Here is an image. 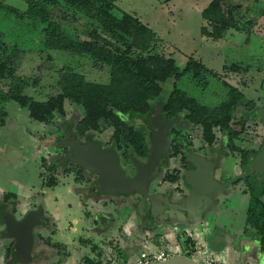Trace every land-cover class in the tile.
I'll return each mask as SVG.
<instances>
[{"label":"rangeland","instance_id":"1","mask_svg":"<svg viewBox=\"0 0 264 264\" xmlns=\"http://www.w3.org/2000/svg\"><path fill=\"white\" fill-rule=\"evenodd\" d=\"M211 1L112 0L110 5L107 6L112 9L116 16H120L123 12L135 15L142 23L153 30L160 43L157 51L174 59L180 71L183 70L187 59L193 57L199 60L207 69L216 72V77L203 76L201 81L195 80L189 73L181 75L176 80V87L188 97L208 107H215L227 98L228 86H234L243 93L245 98L255 101L258 106H264V0H227L229 6L235 8L234 13L237 17H241L240 21L254 18L262 10L261 17L253 31L229 29L218 40L205 37L200 33V28L204 24L202 11ZM0 2L19 11L26 8L24 0H0ZM62 25L74 36H84L79 23L71 25L64 22ZM41 28L42 25L36 24L28 18H21L11 11L0 9V41L5 42L10 50L14 49V46L17 47L14 49L17 55L16 74L36 82L34 87L25 89L24 93L32 96L37 101H45L48 97L57 93L59 91L57 84L58 69L66 64L78 66L76 69L83 73L88 80L108 81L107 67L105 69L94 68L88 61L63 50L42 51L43 33ZM47 54H50V60L47 59ZM233 65H239V70L230 69ZM2 82H0V92L3 89ZM164 86L171 88L168 83ZM65 108L78 116L82 113L80 107L74 104L70 106L67 101ZM3 111L5 112L3 116L4 123H0V200L3 199L4 194H10L11 197L15 195L14 204L15 206L17 204V207H14L16 209L15 215L20 218L29 207L38 204L41 199L39 193H42L45 189L44 177L54 173L52 170H46L45 167L57 158L58 148L51 143L49 144V142H52L56 138L55 134L59 132L50 126L31 121L27 109L19 106L13 100L6 102L0 100V114ZM231 124L234 129L242 132L236 140L237 145L258 147L263 140L264 125H255L252 122L243 123L239 118L233 119ZM190 131V139L197 144L201 143L199 130L193 128ZM110 132L109 129L104 130L99 134V139L106 140ZM187 140L185 139L189 144ZM48 153L52 155L47 156ZM42 157H46L45 160ZM223 162L224 169L217 176L232 177L242 171L231 158L223 160ZM42 174L43 177H41ZM57 176L60 178L58 170ZM258 181L264 182V175H253L247 182L255 184ZM62 184L55 186L52 191L53 196L56 195L60 203L56 204L58 201L53 198L55 202L52 204V198L49 195H46L48 199L43 203L49 220L46 224L48 228H43L40 232L46 236L48 244H55L56 241L64 237L66 226L71 222L72 217L84 218V211H89L90 215L83 223L89 227V232L86 234L90 236L89 240H92L103 251L112 250L111 253L114 255L113 251L117 249L115 245H120L123 241H125V245L127 242V245H132L130 240L133 237L139 245L144 242L141 237L134 236L138 232V230L135 231L136 228H139L135 223V221H138L134 218L135 205L132 204L133 202L121 198L117 204L112 203L110 205L107 203V206L103 207L99 201L89 199L82 193L78 197L77 193L83 187L82 189L75 188V184L68 183V180L63 181ZM246 187L244 180L232 184L224 205L221 204L219 208L205 213L202 220L193 223L191 226L185 224V231L191 234L195 241V252L190 253L191 250L185 245L184 230L180 228L182 225L176 226V230L180 233L178 237L181 238L182 249L180 252L182 254L189 253L192 258L201 263H204L205 257L221 261L220 259L223 258L207 248L209 245L205 240L206 234L214 226H220L222 230L228 231L230 242L232 241V245L237 249L239 248V250L243 239L246 242L250 236L256 238V231L250 223H247V220L258 221L261 218L256 214L247 217L250 196L249 193L246 197L244 196ZM258 190H261V188ZM104 198L106 197H99L101 200ZM83 200L88 201V204L84 207L81 204ZM262 200L264 201V196ZM9 206H12V204H9ZM100 214L112 218L106 232L98 231L95 229L97 227L94 228L91 225L92 221L94 222V219H97ZM101 218V224H103L105 217ZM208 221L213 223L212 227L207 225ZM125 223L127 224L123 229ZM139 223L143 222L140 221ZM2 227L0 224V231ZM165 228L160 231L162 236L168 234L169 237H172L170 231L165 230ZM125 230L131 231V234H127ZM139 232L144 233L142 230H139ZM163 239L164 237L161 240L163 241ZM108 241L114 242L115 247H106L104 243ZM9 242L6 237H0V264H3L5 247ZM47 243L39 244L38 250L49 247ZM258 246L259 249H256V252L261 251L260 244ZM82 247L80 246L77 252H72L76 259L84 252H88L87 249ZM146 247L144 249L150 251L159 249V245H150L148 246L149 249ZM59 254L30 264H68L69 258L62 255L61 252ZM223 256L225 255L223 254ZM93 257L97 258L96 253ZM130 259V256H128V260ZM245 260L246 263L248 262L247 264H256V259L252 258L248 251ZM224 261L228 264H234L232 260Z\"/></svg>","mask_w":264,"mask_h":264},{"label":"trees","instance_id":"2","mask_svg":"<svg viewBox=\"0 0 264 264\" xmlns=\"http://www.w3.org/2000/svg\"><path fill=\"white\" fill-rule=\"evenodd\" d=\"M24 1L25 10L19 11L1 2L0 9L11 11L21 18H28L42 25V51L63 50L88 61L94 68H108V81L98 82L86 79L84 74L76 69L78 68L76 65H63L58 69L59 91L45 101H37L24 93L25 89L35 86V80L16 74L17 55L14 49L17 47L14 46V49L10 50L5 42L0 41V82L3 81L0 100L15 101L19 106L27 109L31 121L57 129L59 133L55 134L56 141L53 139L49 144L59 148L58 144L61 142L58 141L61 139L66 143L70 137H75L76 140L90 139L99 137L100 133L109 129L111 132L107 144L109 148L122 155L124 163H132L134 159L140 157L146 158L153 134L146 128L154 127L153 108L162 101L160 112L162 118L180 117L178 119L180 122H186V126L180 127L173 124L169 128V134L177 135L187 127L197 128L203 145L220 147V155L230 157L242 169L257 153L264 137L258 147L239 146L236 140L242 132L234 129L231 122L239 118L243 123L264 125L258 115L262 106L245 98L234 86H228L227 98L215 107H208L188 97L176 87V80L181 75L189 73L195 80L201 81L203 76L216 77V72L207 69L193 57L187 59L183 70L180 71L174 59L157 51L160 43L156 33L135 15L123 12L120 16H116L107 6L112 0ZM234 9L229 6L227 0H212L202 11L204 24L200 28L201 35L218 40L229 29L253 31L258 25L262 10L256 17L242 22L241 17L238 18L234 13ZM64 22L71 25L79 23L84 36H74L69 33L62 25ZM47 56L50 60V54ZM239 67L233 65L230 69L239 70ZM167 83L171 88L164 86ZM66 101L70 106L74 104L80 107L81 115L69 112L65 108ZM4 115L5 112H1V124L4 123ZM139 121L144 122L145 125H138ZM180 136L183 137V134ZM49 155L52 154L48 153L47 156ZM46 157L42 159L45 160ZM58 168L57 160L50 163L48 169L54 173L44 178L46 188H53L58 184ZM250 177L244 179L247 186L245 192L250 196L247 217L256 214L261 219L247 220V223L255 229L260 247L264 249V201L262 200L264 182L249 183L247 181ZM177 178L178 175L168 173L165 180L173 182ZM259 188L261 190H258ZM11 196L4 194L3 199L0 200V224L3 226L1 231L3 237L9 235L7 222L12 212H15L16 196ZM155 242L159 245V249L163 245L165 247V241H161L157 236ZM184 242L187 248H192L190 253L194 252L193 240L187 238ZM5 249L6 256L12 254L13 242ZM101 252H98V258L101 257ZM113 253L118 258H123L121 250H114ZM114 255L108 263L112 264L115 261ZM185 256L192 258L189 253ZM79 261L90 263L87 258ZM101 263L102 261L99 260L95 264Z\"/></svg>","mask_w":264,"mask_h":264},{"label":"flooded vegetation","instance_id":"3","mask_svg":"<svg viewBox=\"0 0 264 264\" xmlns=\"http://www.w3.org/2000/svg\"><path fill=\"white\" fill-rule=\"evenodd\" d=\"M179 118L167 119V120H175L168 127V130H167L168 148L165 153L160 154L155 164V167H154V171H153L154 177L152 181L150 182L149 188H148V192L151 195H153L156 199L151 200V199L145 198L144 196L136 192H133L129 195H115L112 193L102 192L98 173L95 171H89L85 169L83 166H81L79 163H77L74 160L75 153H73V151L71 150L69 142L75 141L76 140L75 137L68 138L69 140L67 143L65 142L64 139H61V141L60 140L58 141L61 143L58 144L59 146L58 154H57V158L55 159V161L57 160V163L59 165L58 171H59L60 178L58 177L59 182L56 186L63 185L62 182L68 180V183L75 184V188L82 189L83 187V189L79 190V192L77 193L78 197L81 195L80 193H82L89 199H94L96 201H99L103 207H106L107 203H109L110 205H112V203L117 204L118 200L121 198L133 202L132 204L135 205V214H134L135 217L134 218L137 219L138 221V222L135 221V223H137L136 226L139 229L136 228V230L135 229H131V230H135V231L138 230V232L139 230H142L143 232H151L154 235L155 233L158 234L165 227H166L165 230L171 231L173 230L174 227L176 228V226L182 225L180 228L183 229L185 224L191 226L193 223H196L197 221L202 220L201 218L202 216L205 215V213H209L219 208L221 204L223 205L225 204V201L227 200V197L229 196L230 187L226 190H223V193L225 194L219 195L218 203L210 205L209 208L201 212V218H199L198 220L197 218L199 217V214H195L194 218H192L190 215H188L185 212H184V214L186 215L185 218L176 217L175 212L171 208H169L167 200L171 201V199L169 198L171 194L173 195L172 197L178 198L179 200H183L189 194L191 189H190L189 184L187 183L186 174L188 171L195 168V166L191 163V160H190L193 155L203 157L205 160L212 162L214 164L212 175L216 180L220 182H224L233 177V176L232 177L231 176L221 177L220 175L217 176V174H219V172H221V170L224 169L223 160L230 159V157L220 155L219 153L220 147L218 146L207 147L206 145H203L202 141L199 144L194 142L192 139H190L191 135H189V133L191 132L190 130L192 129L190 128L188 129V127L179 131V134L177 135H174L175 133L169 134V128L173 124H177V126L179 127L183 125L186 126V122H183V123L180 122L178 120ZM138 125L144 126L145 124L144 122L139 121ZM146 129H148L149 132L151 131L154 134L155 126L151 128L147 127ZM153 134H152L151 142L149 145V153H150V146H151L152 139H153ZM182 134H183V137L180 136ZM185 139H188L187 141H189V144L188 142L185 141ZM77 141L81 145H85L89 141L97 142L102 151H108V150L114 151L117 156L118 165L120 169L123 171L125 177L127 178L133 177L136 174V170H135L136 167H135L134 160H137L140 164H145L149 157V153H148V156L146 158L140 157L138 159H134L132 163L127 164L123 162L121 154L117 153L114 149L109 148L107 144L108 138L106 140H101L99 139V137H93L90 139L80 138ZM50 163L45 167L46 169L49 168ZM236 165L241 168V166L238 163ZM246 167L244 169L241 168L242 171L246 170ZM168 173H170L171 175H178L177 180L173 182L166 181L165 177ZM44 188H45L44 189L45 192H43L44 191L43 190L42 193H39L41 199L39 200L38 204L36 205L33 204L32 206L30 205L31 207H29L26 210L25 214L22 217L17 218L15 215L16 211L12 212L14 219L20 220L24 218L25 216H27L28 214L32 212H37L39 209H42L43 218L40 219L39 223L34 225L31 229V234H32L31 248L32 249L30 252V256L25 261H22L18 258V254H17L16 246H15V240L9 234L8 237H6L10 241L7 246H10V244L13 242V253L10 254L9 256H6V249H5L4 257H3L4 258L3 264L36 263L39 260H43V259L46 260L48 258H52L57 255H60L59 252H61L62 255H65L69 258L70 261L68 262V264H81L83 261L80 262L79 260H83L86 258L89 260L90 263L83 262L82 264H95L99 260L102 261L101 264H111V263H108V260L109 261L111 260L112 250L108 251L107 249V251L106 250L103 251L101 248H98L92 240H91L92 242L89 240L90 236L86 234L89 232V227L87 225H84L83 223L85 222L86 219H88V216H90L89 211L88 212L84 211V216H85L84 218L73 216L71 219V222H69L68 225L66 226L64 237L56 241L55 244L47 243L46 236H44L43 233L40 232L43 228H48L46 224L49 220L47 216L48 214L45 211L43 203L44 201H46V199H48L46 195L51 196L52 204L55 201H58L56 202V204H59L60 202L58 198L56 197V195L53 196L54 194L52 191H53V188L55 187L46 188L44 186ZM160 192L165 194L164 200H160V198L158 197L157 194ZM103 196L106 198H104L103 200L99 199V197H103ZM53 198L55 199V201ZM113 198L114 200H112ZM104 200H107V201H104ZM141 202L143 203V205L140 208L139 204ZM81 204L84 207L88 204V201L83 200V203L81 201ZM14 207H17V204L16 206L14 204ZM101 217H105L104 218L105 222L103 224H101V221H102ZM111 221H112V218H110L109 216L106 217L103 214H100L98 215L97 219H94V222L92 221L91 225L92 227L94 226V228L97 227L95 229L98 231L106 232L108 230V226ZM140 221L143 223H139ZM127 223H125L123 229L125 228ZM163 223H165V225L162 226ZM207 225H210V227H212L213 223L208 221ZM213 228H215V226ZM1 229H3V227ZM1 231H0V237L5 238L1 235ZM148 238L149 237L146 235L142 239H148ZM44 243H47L49 247L38 250V245L44 244ZM113 243L114 242L111 243L110 241H108V242H105L104 245H106V247H109V248H114L115 246H117V249L120 250L119 245L114 246ZM141 243L143 246L144 242H141ZM80 246H83L82 248L87 249L88 252H84L83 255L79 256L78 259H76L75 255L72 252H77ZM117 249H115V251ZM97 250L99 251L102 250L101 252L102 255L99 258H98L99 251L97 252ZM263 252H264V249H261V251H257V252L255 249L254 250L255 255L252 254V251L249 254L251 255L252 258H255L257 260L258 256L262 254ZM95 253L97 255L96 259L95 257L92 258V256L95 255ZM114 259H115V262L112 264H127L128 262H131L134 258L128 260V257L123 256V258H118L117 256H115Z\"/></svg>","mask_w":264,"mask_h":264},{"label":"water","instance_id":"4","mask_svg":"<svg viewBox=\"0 0 264 264\" xmlns=\"http://www.w3.org/2000/svg\"><path fill=\"white\" fill-rule=\"evenodd\" d=\"M162 101H159L153 108L154 115L152 122L155 126L150 153L145 164L135 162L136 174L133 177H125L123 171L118 165L117 156L114 151H102L97 142L89 141L85 145L79 144L77 140L69 142L70 148L75 153V161L89 171H95L99 175L101 191L104 193H112L115 195H129L136 192L145 198L154 200L153 195L148 192L149 184L152 181L155 164L160 154L165 153L168 148L167 130L175 120L163 119L160 116ZM259 118L264 123V106L258 111ZM191 163L195 166L186 174L187 183L190 186V192L183 200L169 197L167 200L169 208H171L178 218H185L187 213L192 218L195 214L209 208L210 205L218 203L219 195L225 194L230 185L239 180H244L253 174H264V141L260 145L257 153L249 161L246 170L241 171L238 175L220 182L216 180L212 171L214 164L205 160L203 157L193 155ZM160 200H164L165 194L162 192L157 194ZM170 202V203H169ZM143 203L139 204L140 208ZM43 218L42 209L37 212H32L24 218L17 220L13 215H10L7 228L9 234L15 240L16 251L18 258L25 261L31 252L32 234L31 229L39 223ZM202 219V218H201ZM247 254V251L241 249V256ZM246 260H244V263ZM256 264H264V252L260 254L255 261ZM149 264H203L194 258L187 257L183 254H176L163 260L152 261Z\"/></svg>","mask_w":264,"mask_h":264},{"label":"crops","instance_id":"5","mask_svg":"<svg viewBox=\"0 0 264 264\" xmlns=\"http://www.w3.org/2000/svg\"><path fill=\"white\" fill-rule=\"evenodd\" d=\"M244 196L246 197L247 193H245ZM183 230H184L183 234L185 236L184 241L187 240V238L192 239L194 242V248H195L196 244H195V241H194L192 235L187 233L184 228H183ZM125 231L129 235L131 234V231H129V230H125ZM227 232L228 231H226V230H222L220 226L212 228L211 230H209L205 236V240L207 242V245H209L207 248H209L212 252H216L219 255V257L221 256L223 258V259H220L221 261L232 260L234 264H247L248 262L244 263L245 257L241 256V249L244 251L247 250L249 253H251V251H252V253H254V250L259 248V246H258L259 242H258L257 238L250 236L246 240V242L243 239L241 241V246H240V250H239V248L237 249L236 247H234L232 245L233 242L232 241L230 242L231 239L229 238ZM170 233H171L172 237H169L168 234H163L164 236H162L161 232H159L158 234L155 233L154 235L151 232H144L143 234L137 232V235L134 234L135 237L139 236L141 238H144V236H146V235L149 237L148 239H143V241H144L143 246H142V244L139 245L138 243H136L134 240V237H133V239L130 240V243H132V245H129V244L127 245L128 242L125 245V241H123L122 243H120L119 247H120V250L122 251V255L124 257L130 256V258L132 259V258H135L138 255V253L140 252V250L144 249L145 246H147L146 248H148V249H149L148 246H150V245L156 246V242H155L156 236L159 237L160 240L162 239V237H164L163 241H165V245H166L167 240L168 241L169 240L170 241L178 240L181 243V238L178 237V235H180V233L176 230L175 227L173 228V230L170 231ZM163 248L164 247H160V249H163ZM160 249H157V250L151 249V250L152 251H158ZM188 249L192 250L191 247H188ZM195 251H196V248H195L194 252ZM228 253H229V256H228ZM223 254L225 256H223ZM226 264H228V263L226 262Z\"/></svg>","mask_w":264,"mask_h":264},{"label":"built area","instance_id":"6","mask_svg":"<svg viewBox=\"0 0 264 264\" xmlns=\"http://www.w3.org/2000/svg\"><path fill=\"white\" fill-rule=\"evenodd\" d=\"M182 249V244L178 241H168L166 242V245L163 249H160L158 251H150L146 249H141L138 255L127 264H149L152 261H158L163 260L168 257L171 254V256H174L176 254H182L180 251ZM184 255V254H183ZM203 264H226L225 261H217L214 259H211L209 257L204 258Z\"/></svg>","mask_w":264,"mask_h":264}]
</instances>
